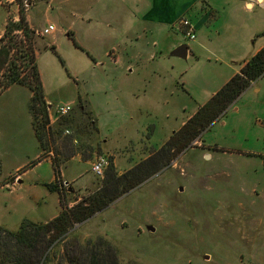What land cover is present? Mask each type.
Masks as SVG:
<instances>
[{
	"label": "rangeland",
	"instance_id": "obj_1",
	"mask_svg": "<svg viewBox=\"0 0 264 264\" xmlns=\"http://www.w3.org/2000/svg\"><path fill=\"white\" fill-rule=\"evenodd\" d=\"M46 2L0 0V37L7 23L19 21L21 7L24 13L37 8L32 15L38 24L29 25L34 30L31 40L20 30H14L9 37L11 43L24 45L22 54L28 49V42L32 44L46 93L52 102L66 101L81 91L85 80L97 69H86V61L91 59L84 57L85 52H81L84 56L73 52L74 58L68 57L69 48L63 45L64 40L61 53L56 51L49 44L56 29L48 35L40 34L52 24L42 16ZM20 55L21 52L13 58L20 65L21 77L31 81V70L23 69L29 56ZM65 58L70 63L76 59V65L82 66L83 73L77 79L68 72ZM3 72H0V132L10 127L19 137L6 141L1 134L0 151L5 149L8 156L30 160L40 146L37 138L38 147L32 141L33 126H38L44 147L40 156L51 152L52 162L56 160L59 164V187L65 189L63 202L56 190L48 188L49 183L44 185L57 193L59 212L102 189L106 198L112 197L115 190L109 183L132 169L128 182L119 189L121 192L130 185L133 187L121 192L104 209L75 223L61 242L55 241L46 249L42 264H264V75L182 150L146 148V109L140 111L145 108L141 105L145 100L142 101V91L134 87L138 96L129 98L133 102L129 111L115 113L118 128L113 126L111 137L117 142L111 156L100 149L95 118L86 102L79 98L70 113L43 129L39 127L44 119L39 113L42 105L36 104L30 112L29 88L21 84L5 88L8 78ZM144 72L146 68H139L137 85ZM109 100L113 102L114 97L110 95ZM187 113L182 112L180 120ZM66 129L70 133H65ZM124 137H128L126 141ZM110 146L111 142L107 143L106 150ZM73 153L90 160L82 183L74 187L61 177V168L66 167ZM98 155H104L109 162L101 177L91 171V163ZM14 178L8 177L0 188H13L14 184L8 182Z\"/></svg>",
	"mask_w": 264,
	"mask_h": 264
},
{
	"label": "crops",
	"instance_id": "obj_2",
	"mask_svg": "<svg viewBox=\"0 0 264 264\" xmlns=\"http://www.w3.org/2000/svg\"><path fill=\"white\" fill-rule=\"evenodd\" d=\"M46 3L42 16L56 29L49 44L61 53L64 40L63 45L69 48L68 57L74 58L73 52L77 55L85 52L86 56H81L91 59L86 61V69H97L83 82L81 91L66 101L52 102L42 80L48 112L51 115L57 103L71 102L74 106L82 99L95 118L100 149L111 156L117 142L111 137L113 126L118 128L115 113L129 111L128 106L133 103L129 98L138 96L134 87L142 91V101L145 100L141 102L145 108L140 111L146 109V148L158 149L264 46V0H47ZM30 9L24 14L28 24L35 27L38 21L32 14L37 8ZM182 17L195 29L192 41L186 40L176 27ZM183 43L187 44L185 56L173 55ZM67 60L68 72L77 79L83 73L82 66L76 65V59H71V63ZM139 68H146V72L137 85ZM182 112L188 113L180 120ZM9 128L1 130L0 136L4 134L6 141L12 138L16 141L19 134ZM35 138L33 130L32 141L38 147ZM110 142L106 150L105 145ZM42 152L39 146L30 160L23 161L8 156L5 149L0 151V183L15 177L8 182L14 184L13 188H0V228L14 230L24 219L46 222L58 214L57 193L44 186L55 179L52 154L47 152L38 160ZM89 163L79 153H73L66 167L61 168V177L74 187L82 183ZM113 163L117 167L116 160Z\"/></svg>",
	"mask_w": 264,
	"mask_h": 264
},
{
	"label": "trees",
	"instance_id": "obj_3",
	"mask_svg": "<svg viewBox=\"0 0 264 264\" xmlns=\"http://www.w3.org/2000/svg\"><path fill=\"white\" fill-rule=\"evenodd\" d=\"M19 17V21L6 24L5 31L0 37V72L4 70L5 77L8 78L4 84L5 88L13 84H21L29 88L31 92L29 110L33 112L36 104L42 105L39 113L44 119L39 124V127L45 129L47 126L49 127L48 105L44 98L34 49L32 44L28 42V49L22 54V46L24 47V45L19 46V44H22L19 42L11 43L12 39L9 37L14 30H20L26 39L31 40V33L34 30L30 28L22 7ZM20 52V57L29 56V63H25L23 69L29 68L31 70V81L21 77L20 65L16 62L17 59L13 58V55H17ZM263 75L264 46L245 61L239 72L234 74L202 107L187 119L161 146L160 150L162 151L166 147L169 150H182L186 148L196 136L213 121L217 120L242 92ZM33 130L39 141L40 148L44 149L42 133L38 132V126L34 124ZM95 131L97 132L96 126ZM41 158H43V155L38 160H41ZM52 164L56 180L54 183L47 184V186L49 189L56 190L60 201L63 202L65 189L62 190L59 187L61 184L59 180V164L56 160H53ZM131 172L132 169L118 175L109 183V186H113L115 190L114 195L110 198H106L102 189L82 198L72 207H65L47 222L34 223L24 220L16 230H0V264H42L46 249L55 241L61 242L75 223H81L97 211L104 209L114 198L133 187V185H130L128 188L121 189L122 193L119 189L120 186H124L125 181L128 182L127 177ZM91 264L94 263L91 262Z\"/></svg>",
	"mask_w": 264,
	"mask_h": 264
},
{
	"label": "built area",
	"instance_id": "obj_4",
	"mask_svg": "<svg viewBox=\"0 0 264 264\" xmlns=\"http://www.w3.org/2000/svg\"><path fill=\"white\" fill-rule=\"evenodd\" d=\"M176 27L183 34L186 40L192 41L195 39V29L188 19L180 18L176 22ZM54 30V25L49 24L45 26L42 31H40V34L48 35L51 34ZM72 107L73 105L71 102H61L54 105L51 115L49 114V123L52 124L53 122H58L59 120H61V118L65 117L68 113H70ZM65 133H70V130L66 129ZM108 163V159L104 155L96 156L94 158V161L91 163L92 173L98 177H101Z\"/></svg>",
	"mask_w": 264,
	"mask_h": 264
},
{
	"label": "water",
	"instance_id": "obj_5",
	"mask_svg": "<svg viewBox=\"0 0 264 264\" xmlns=\"http://www.w3.org/2000/svg\"><path fill=\"white\" fill-rule=\"evenodd\" d=\"M186 50H187V44L183 43L181 44L179 47H177L172 54L175 56H179V57H184L186 54ZM148 229H150L151 231H154V228L149 226Z\"/></svg>",
	"mask_w": 264,
	"mask_h": 264
}]
</instances>
